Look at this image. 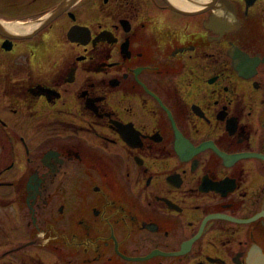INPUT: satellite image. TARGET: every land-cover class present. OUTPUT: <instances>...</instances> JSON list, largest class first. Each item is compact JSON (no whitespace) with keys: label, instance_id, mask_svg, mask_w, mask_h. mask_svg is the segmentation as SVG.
I'll return each mask as SVG.
<instances>
[{"label":"flooded vegetation","instance_id":"obj_1","mask_svg":"<svg viewBox=\"0 0 264 264\" xmlns=\"http://www.w3.org/2000/svg\"><path fill=\"white\" fill-rule=\"evenodd\" d=\"M264 253V0H0V264Z\"/></svg>","mask_w":264,"mask_h":264},{"label":"water","instance_id":"obj_2","mask_svg":"<svg viewBox=\"0 0 264 264\" xmlns=\"http://www.w3.org/2000/svg\"><path fill=\"white\" fill-rule=\"evenodd\" d=\"M248 264H264V253L252 251L248 256Z\"/></svg>","mask_w":264,"mask_h":264}]
</instances>
